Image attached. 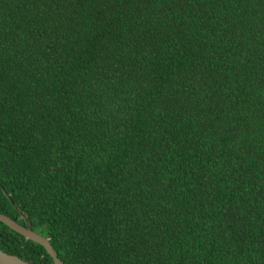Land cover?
<instances>
[{
  "label": "trees",
  "instance_id": "trees-1",
  "mask_svg": "<svg viewBox=\"0 0 264 264\" xmlns=\"http://www.w3.org/2000/svg\"><path fill=\"white\" fill-rule=\"evenodd\" d=\"M0 212L65 264H264V0H0Z\"/></svg>",
  "mask_w": 264,
  "mask_h": 264
},
{
  "label": "water",
  "instance_id": "water-1",
  "mask_svg": "<svg viewBox=\"0 0 264 264\" xmlns=\"http://www.w3.org/2000/svg\"><path fill=\"white\" fill-rule=\"evenodd\" d=\"M25 217L24 214H22ZM0 221L8 225L11 229L25 236L26 239L37 242L45 247L47 252L53 257L55 264H65L60 258L59 254L53 247L50 238L44 236L33 229L31 224L26 220V224L23 225L12 217L0 212ZM0 264H33L30 261L23 259L17 255L10 254L0 249Z\"/></svg>",
  "mask_w": 264,
  "mask_h": 264
}]
</instances>
